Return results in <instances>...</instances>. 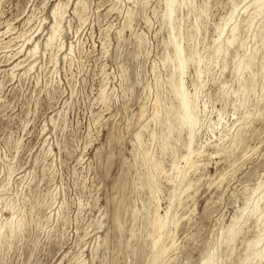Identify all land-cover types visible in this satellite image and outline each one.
Listing matches in <instances>:
<instances>
[{"label": "rangeland", "instance_id": "374dc122", "mask_svg": "<svg viewBox=\"0 0 264 264\" xmlns=\"http://www.w3.org/2000/svg\"><path fill=\"white\" fill-rule=\"evenodd\" d=\"M252 1L185 0L170 25L164 0H0V264L246 262L259 231L247 212L264 191V15L240 25L244 47L224 61L213 51L232 6L230 25ZM172 36L200 61L182 77L190 96L197 87L191 167L187 130L175 129ZM253 52V75L237 76ZM245 206L242 231L222 242ZM157 213L169 219L159 245L172 247L152 261Z\"/></svg>", "mask_w": 264, "mask_h": 264}, {"label": "bare ground", "instance_id": "6f19581e", "mask_svg": "<svg viewBox=\"0 0 264 264\" xmlns=\"http://www.w3.org/2000/svg\"><path fill=\"white\" fill-rule=\"evenodd\" d=\"M185 0H164V6H165V18L166 20L170 23V25L173 23V14L175 12V10L179 9L180 7L184 6ZM85 5V4H84ZM250 5L253 8L252 13L246 15V17L244 19H242L240 22L238 23H233L230 25V23L233 21L234 18V14L237 11V6H232L231 10L229 11L228 15L222 20V23L216 27V36L217 38L214 40V51H213V59L215 61H217L219 58L222 59V61L225 60V57L227 56L229 49L231 47H233L234 45L240 46V48H242V46L244 47L245 43L243 38L239 39V37H237V31L240 27V25L242 23H244V25L246 26L245 29H249L254 21L255 18L259 17L260 20L262 18V16L264 15V0H253ZM59 7L58 5L54 6L52 11H51V15L54 19L57 18V16H59ZM247 7V5H246ZM62 8V6H61ZM245 8V7H243ZM249 8V7H248ZM250 10V9H249ZM201 11V10H200ZM248 11V10H247ZM242 15V14H241ZM84 16V15H83ZM60 17V16H59ZM206 17V16H205ZM223 17V16H222ZM264 18V17H263ZM198 20V19H197ZM215 25V24H214ZM230 25V26H229ZM197 27V26H196ZM228 27L227 33L225 34V31ZM202 28V27H201ZM173 30V29H172ZM179 30V29H178ZM262 31V25L259 26L258 29V34L260 36V33ZM58 32V25L56 22H54L51 27H50V34L47 37L46 40V47H51L52 43L54 40H56V35ZM5 33V32H4ZM240 34V33H239ZM224 36V38H223ZM247 40V39H246ZM170 44H172L173 46V58L170 60H166V61H170L174 63V70H175V75L172 78V80H170V84L171 87L173 89V93H174V98L176 99L177 102V117H176V131L181 130V129H186L187 130V142H186V150L188 151L186 156H185V165L191 167L192 165H194L193 159H192V155H200L199 152H193L191 150V145H192V141H193V137H194V132H195V128L198 125L199 121V111L197 109L196 103H195V93L197 92V87L194 89V96H190V93H187V90L185 89L186 86H184L183 84V75L185 73V71H187L186 69H188V65L192 62L196 63L197 66L199 64V60H196V62L194 61V59L196 57H186L184 54V50L183 48L179 45V43L177 42V40H175V38L172 36V38L170 39ZM169 44V45H170ZM182 44V43H181ZM250 47V46H249ZM62 48V47H61ZM239 48V47H238ZM36 49V45H33L28 53L32 56L34 51ZM46 49V48H45ZM253 51V50H252ZM36 52V51H35ZM247 52V51H246ZM80 54V53H79ZM255 53L253 52L252 54L249 55H245L241 60H239V62L235 65L234 67V72L237 76L239 77H243L244 73L247 74L248 79L250 78V76L253 75V66H254V58H255ZM189 56V55H188ZM212 57V56H211ZM171 58V57H170ZM213 61V60H212ZM211 62V61H210ZM224 63V62H223ZM195 64V65H196ZM201 64V63H200ZM210 65V64H209ZM222 65V64H221ZM211 67V66H210ZM213 67V66H212ZM262 67V65H261ZM216 69V68H215ZM261 71L264 69L263 67L260 68ZM264 71V70H263ZM219 72V71H218ZM201 70L197 71V76L199 77L201 75ZM224 73V72H223ZM262 73V72H261ZM188 74V73H187ZM195 74V73H194ZM208 74V73H207ZM237 78V77H236ZM212 82V81H211ZM246 82H247V77L246 79H242V82L239 85L238 90L234 93L237 94L240 92L241 96H242V102L241 104H244V100L243 98L245 96L248 95L247 93V86H246ZM249 82V81H248ZM169 84V83H168ZM167 84V85H168ZM249 85V84H248ZM53 88V87H52ZM194 88V86H193ZM192 88V90H193ZM247 93V94H245ZM253 93V92H252ZM261 93V92H260ZM164 96V95H163ZM240 96V97H241ZM237 97V95H236ZM235 98V96H234ZM175 101V100H174ZM235 101V100H234ZM251 104V103H250ZM242 107V106H241ZM237 108V107H236ZM156 110V109H155ZM155 114V113H154ZM158 115V113H157ZM156 115V116H157ZM231 115V114H230ZM239 118V117H238ZM153 120V119H152ZM217 120V119H216ZM220 120V119H219ZM222 120V119H221ZM167 121V120H165ZM235 121V120H234ZM233 121V122H234ZM59 124V123H58ZM167 125V124H166ZM229 129V128H228ZM174 131L173 126L168 125L166 128V138ZM152 137V136H151ZM165 138V139H166ZM205 138V137H204ZM168 139V138H167ZM166 139V140H167ZM234 140V139H233ZM225 143V142H224ZM165 147V145H163V148ZM143 149V148H142ZM232 157V156H231ZM244 158V157H243ZM183 159V158H182ZM150 163V162H149ZM196 163V162H195ZM203 164V163H202ZM43 167V166H42ZM143 168V167H142ZM153 170V169H152ZM176 170V169H175ZM177 171V170H176ZM180 170H178L179 172ZM177 172V173H178ZM181 172H183L181 170ZM162 174V173H161ZM190 176V175H189ZM189 178V177H188ZM180 179V178H179ZM198 183V182H197ZM261 186H259L255 191L252 192V196H254V194H256V191L258 189H260ZM3 188V187H2ZM262 188V187H261ZM187 190V188H186ZM184 190V191H186ZM189 190V189H188ZM1 191V189H0ZM187 193V192H186ZM257 202L249 209V211L247 212V216H256V222H259V231L257 238L254 240L253 244L251 245L253 247V252L251 251V254L249 256H247L246 258V262L244 264H247L248 259L249 261L251 260H260L262 258H264V191L258 193L255 196ZM40 199V198H39ZM43 199V198H42ZM54 199V197H53ZM38 201V200H37ZM45 201V200H44ZM36 202V201H35ZM262 202L261 207H258V203ZM45 203V202H44ZM157 204V203H156ZM172 204V202H171ZM158 207V206H157ZM247 210V206H245L241 212H239L240 214L237 216V218H235L234 220H232L230 222V224L225 228V230H223V232L221 231V237L222 238V242L225 243H229L230 244L233 242V240L236 238V236L239 234L240 228L238 226L239 221L242 219V217H244V212ZM138 211V210H137ZM167 211V210H166ZM155 213V212H154ZM170 213V212H169ZM168 213V214H169ZM159 213H157L152 220V226L156 232V234L154 235V238L151 237L152 239V246L154 248V251L156 250L154 259L153 257L151 259H153L152 261H155L157 258L161 257L164 254H167L166 251L172 247V244H170L167 248L164 246H160L159 243L163 235V230L167 227V224L169 222L168 219V215L165 213L164 216L161 217V215H158ZM251 219V218H250ZM40 221V220H39ZM11 223V222H10ZM7 222L6 226L9 228L10 232H13L15 229H17L19 227L20 224H16V226L12 227L11 224ZM169 225V224H168ZM242 225V224H241ZM240 225V226H241ZM5 227V225H4ZM255 227V226H254ZM152 228V227H151ZM0 229H2L0 227ZM258 229V228H257ZM167 230V229H166ZM27 232V231H26ZM37 232V231H35ZM31 233V232H30ZM154 233V232H153ZM152 235V234H151ZM166 235V234H165ZM248 235V234H247ZM164 238V237H163ZM244 240V238H243ZM232 241V242H231ZM252 241V240H251ZM172 242V241H171ZM220 242V241H219ZM244 242V241H243ZM242 244V243H241ZM231 248V247H230ZM170 251V250H169ZM6 257V256H5ZM215 256L213 253L208 252L203 259L201 260L200 264H215ZM259 264V263H258Z\"/></svg>", "mask_w": 264, "mask_h": 264}]
</instances>
